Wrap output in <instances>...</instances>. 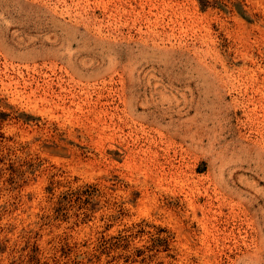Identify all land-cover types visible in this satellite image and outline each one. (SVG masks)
I'll return each mask as SVG.
<instances>
[{
    "label": "rangeland",
    "instance_id": "374dc122",
    "mask_svg": "<svg viewBox=\"0 0 264 264\" xmlns=\"http://www.w3.org/2000/svg\"><path fill=\"white\" fill-rule=\"evenodd\" d=\"M0 264H264V0H0Z\"/></svg>",
    "mask_w": 264,
    "mask_h": 264
},
{
    "label": "bare ground",
    "instance_id": "6f19581e",
    "mask_svg": "<svg viewBox=\"0 0 264 264\" xmlns=\"http://www.w3.org/2000/svg\"><path fill=\"white\" fill-rule=\"evenodd\" d=\"M260 142V141H259ZM262 143V142H261ZM260 145V144H259Z\"/></svg>",
    "mask_w": 264,
    "mask_h": 264
}]
</instances>
